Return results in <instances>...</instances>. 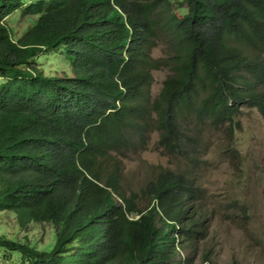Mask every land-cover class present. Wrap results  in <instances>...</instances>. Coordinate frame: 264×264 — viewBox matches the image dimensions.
Masks as SVG:
<instances>
[{
	"label": "trees",
	"instance_id": "obj_1",
	"mask_svg": "<svg viewBox=\"0 0 264 264\" xmlns=\"http://www.w3.org/2000/svg\"><path fill=\"white\" fill-rule=\"evenodd\" d=\"M242 107L264 118V0H0V218L15 221L0 264H213L191 170ZM153 133L186 167L134 184L121 159ZM251 205L233 198L221 220L242 230ZM29 226L51 241L12 239Z\"/></svg>",
	"mask_w": 264,
	"mask_h": 264
},
{
	"label": "rangeland",
	"instance_id": "obj_2",
	"mask_svg": "<svg viewBox=\"0 0 264 264\" xmlns=\"http://www.w3.org/2000/svg\"><path fill=\"white\" fill-rule=\"evenodd\" d=\"M16 34L23 31L22 23H14ZM163 56V48L153 50L152 57ZM167 72H152V95H156ZM234 132L229 144L223 129L214 130L204 138V146L198 153L199 165L191 170L194 184L204 192L205 207L213 218L207 245H214L216 256L213 264H224L235 257L241 264H264V118L256 110L242 107L235 117ZM147 148L139 151L136 156H123L121 164L132 183L137 184L149 174L152 168L185 169V161L175 163L161 148L157 146V135L149 136ZM238 150V156L231 159L227 147ZM233 198L250 200V218L243 229L224 223L221 219L224 211ZM198 204L195 203L194 206ZM0 234L11 237L15 221L12 216L0 218ZM27 232L18 231L14 238L18 241L36 239L40 244L47 245L51 241L48 226H29ZM254 239V240H253ZM252 243V248H247ZM199 243L197 257L200 255ZM196 264H200L199 261Z\"/></svg>",
	"mask_w": 264,
	"mask_h": 264
},
{
	"label": "clouds",
	"instance_id": "obj_3",
	"mask_svg": "<svg viewBox=\"0 0 264 264\" xmlns=\"http://www.w3.org/2000/svg\"><path fill=\"white\" fill-rule=\"evenodd\" d=\"M187 255V249H185L184 251L182 250H176V254H175V257H183ZM216 256V255H215ZM225 264V263H224ZM241 264V263H240Z\"/></svg>",
	"mask_w": 264,
	"mask_h": 264
}]
</instances>
